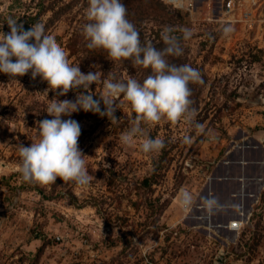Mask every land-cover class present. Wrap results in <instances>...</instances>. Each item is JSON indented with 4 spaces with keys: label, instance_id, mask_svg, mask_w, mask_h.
Masks as SVG:
<instances>
[{
    "label": "rangeland",
    "instance_id": "374dc122",
    "mask_svg": "<svg viewBox=\"0 0 264 264\" xmlns=\"http://www.w3.org/2000/svg\"><path fill=\"white\" fill-rule=\"evenodd\" d=\"M123 1L142 44L157 45L166 27L177 36L191 29L183 55L168 60L200 71L204 83L189 85L190 99L205 131L162 120L145 126L150 138L164 140L159 153H143L142 138L125 146L120 136L135 113L121 96L114 121L83 110L62 116L80 125L78 145L93 177L87 187L60 178L45 186L26 183L19 145L38 139V122L53 118L45 112L52 99L75 102L78 90L57 96L30 72L16 78L0 73V264H264L262 183L238 233L216 224V213L209 216L200 205L213 183L211 168L230 162L229 145L249 147L250 157L261 148L257 142L264 147V0H160L161 7L156 0ZM87 7V0H0V31L10 32L8 17L22 24L39 13L38 23L68 53L70 64L84 74L100 73L85 90L97 100L110 75L141 82L152 75L150 68L130 60L113 63L106 52L86 47ZM225 24L234 29L228 37L220 31ZM241 133L247 137L239 139ZM185 135L191 145L181 142ZM181 189L193 194L190 211L179 206ZM237 209H226L225 216L235 217Z\"/></svg>",
    "mask_w": 264,
    "mask_h": 264
},
{
    "label": "clouds",
    "instance_id": "9594fccd",
    "mask_svg": "<svg viewBox=\"0 0 264 264\" xmlns=\"http://www.w3.org/2000/svg\"><path fill=\"white\" fill-rule=\"evenodd\" d=\"M86 16L88 23L83 25L82 34L89 50H102L107 58L114 62L130 60L134 67L151 69L152 75L143 82L129 76L126 81H118L111 75L103 82L104 90L100 97L104 111H101L100 100L94 99L87 91L91 85L100 80V73L84 74L79 66H73L68 53L48 34L45 27L37 23L25 30L18 20L8 17L6 23L10 32L0 31V73L9 78L22 77L29 72L35 80L40 77L47 82L48 91L57 96H64L70 90H78L75 102L52 99L46 113L53 117L38 122V139L30 146L19 145V173L26 183L41 186L53 184L60 178L76 186L87 187L93 177L89 175L85 156L79 149L78 139L81 134L77 121L63 120L62 116L72 113H98L109 120L116 119L114 112L116 100L123 96L128 102L135 118L130 128L123 132L120 141L129 146L137 138H142L140 150L145 154L159 153L165 142L161 138H150L145 126L151 127L162 120L171 124L184 122L199 132H204V125L196 121L197 110L192 107L191 84H203L202 75L190 64L170 63L168 57H180L184 53L182 41L189 40L191 29L182 30V35L174 34L172 28L166 27L161 33L164 43L158 49L150 42L141 43L140 33L136 26L127 19V8L122 0H87ZM224 37L234 31L231 24L220 29ZM210 139H216L214 133ZM181 142L191 145L190 135L182 137ZM195 204L193 194L181 189L179 206L190 211ZM203 210L211 216L225 205L220 204L218 197L209 194L201 197ZM239 208V205H232Z\"/></svg>",
    "mask_w": 264,
    "mask_h": 264
},
{
    "label": "crops",
    "instance_id": "0c3cea01",
    "mask_svg": "<svg viewBox=\"0 0 264 264\" xmlns=\"http://www.w3.org/2000/svg\"><path fill=\"white\" fill-rule=\"evenodd\" d=\"M243 137L246 138L247 134L245 135L244 133H241L238 136L239 139ZM256 144L259 146L261 145V148H255L252 157L245 153L249 147H246L245 149H237L234 147L233 143L229 145L225 153L229 157L227 158L230 162L226 161L223 164L211 168L213 175L217 180H214L212 185L205 189L206 196L212 194L218 197L220 204L225 206L230 204L237 205L234 204V200L239 197L238 195L240 191H244V199L238 200V203H240L238 205L241 208L237 209V213L253 209V205L258 200V195L260 193L258 188L262 184L264 185V147H262V144L259 142ZM241 161L244 162L242 163ZM242 178H244V180H241ZM225 211L226 209L224 208L215 214L214 219L216 224L226 226L229 225L231 221L239 218V214H235V217H226ZM230 233L234 234V232Z\"/></svg>",
    "mask_w": 264,
    "mask_h": 264
},
{
    "label": "trees",
    "instance_id": "16d2710c",
    "mask_svg": "<svg viewBox=\"0 0 264 264\" xmlns=\"http://www.w3.org/2000/svg\"><path fill=\"white\" fill-rule=\"evenodd\" d=\"M161 2L160 0H156V7H161L160 6V3ZM122 3L126 6L125 2L122 0ZM162 3V2H161ZM163 4V3H162ZM73 5V3H70L68 6H66L65 8H68L69 6ZM165 6V5H164ZM172 15H175L177 14L176 12L174 13H171ZM127 19L130 21V16L128 15V12H127ZM40 20V14L37 13L35 15H29V16H26L25 20L23 21V27L25 30H28L30 29L31 26L37 24ZM153 46H155L156 48L158 49H162L165 45L162 41V39L160 40V42L155 45V43H152ZM85 90H83L82 92H84ZM87 94H90L88 91H87ZM94 98V97H93ZM95 99V98H94Z\"/></svg>",
    "mask_w": 264,
    "mask_h": 264
},
{
    "label": "built area",
    "instance_id": "2783aa9c",
    "mask_svg": "<svg viewBox=\"0 0 264 264\" xmlns=\"http://www.w3.org/2000/svg\"><path fill=\"white\" fill-rule=\"evenodd\" d=\"M230 7H231V5H230ZM230 7H229V9H230ZM240 208L241 207L239 206V209ZM238 217H239L238 219H235V220L231 221L229 225L224 226L225 227L224 229L225 230H229V232H234V233L240 232L242 230V228L244 227V224H245L243 222V220H244V212L243 211L239 212V216ZM245 218L247 219L248 216L247 217L245 216Z\"/></svg>",
    "mask_w": 264,
    "mask_h": 264
},
{
    "label": "water",
    "instance_id": "95a60500",
    "mask_svg": "<svg viewBox=\"0 0 264 264\" xmlns=\"http://www.w3.org/2000/svg\"><path fill=\"white\" fill-rule=\"evenodd\" d=\"M242 163L244 162V161H241ZM247 163V162H246ZM213 180L212 181H214V180H217V178H212ZM241 180H244V178H242ZM230 207H232V205H226L224 208L225 209H228V208H230ZM233 208V207H232Z\"/></svg>",
    "mask_w": 264,
    "mask_h": 264
}]
</instances>
